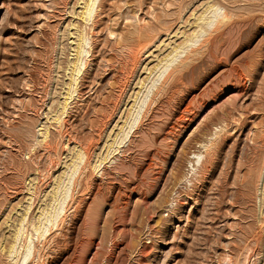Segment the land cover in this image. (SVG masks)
Wrapping results in <instances>:
<instances>
[{
	"label": "rangeland",
	"instance_id": "obj_1",
	"mask_svg": "<svg viewBox=\"0 0 264 264\" xmlns=\"http://www.w3.org/2000/svg\"><path fill=\"white\" fill-rule=\"evenodd\" d=\"M85 2L0 0V264H17V245L81 146L82 201L54 230L59 242L34 241L42 255L30 264H264V0H97L83 22ZM210 4L227 14L214 30ZM193 33L201 46L180 44ZM78 34L87 64L56 123ZM176 44L183 53L139 133L94 171Z\"/></svg>",
	"mask_w": 264,
	"mask_h": 264
},
{
	"label": "bare ground",
	"instance_id": "obj_2",
	"mask_svg": "<svg viewBox=\"0 0 264 264\" xmlns=\"http://www.w3.org/2000/svg\"><path fill=\"white\" fill-rule=\"evenodd\" d=\"M97 0H86L85 4H84V7L82 8L83 10H81V14H79L81 16V19L83 22H89L90 19H91V10L93 8L94 5H96V2ZM220 5V4H218ZM209 6V5H208ZM209 8H213V12L215 13L214 16L212 18H210L208 21H207V26L209 27V29H216L217 28V25L218 23L222 22L224 19H226V15L225 12L221 9L223 7L221 6H215V5H211L209 6ZM207 9V7H206ZM204 9V10H206ZM224 9V8H223ZM203 11V10H202ZM201 11V13H202ZM204 13V12H203ZM231 13V12H230ZM79 16V17H80ZM200 18V16L198 17ZM86 24V23H85ZM88 24V23H87ZM223 24V23H221ZM198 25V24H197ZM223 26V25H222ZM85 27V26H84ZM201 28V26H200ZM79 29V28H78ZM194 29V28H193ZM77 31V29H76ZM75 31V32H76ZM80 31V30H79ZM81 32V31H80ZM192 32V31H191ZM204 33L207 32L206 29H204L203 31ZM211 32V31H210ZM78 33V31H77ZM219 33V31H218ZM71 34V33H70ZM82 34V33H81ZM85 34V33H83ZM183 34V33H182ZM208 34V33H207ZM221 34V33H220ZM219 34V35H220ZM84 36V35H83ZM82 35L78 34L76 35L75 38H77V42H75L76 46L74 48V51H75V58L74 60H71L72 62H69L68 63V66H70V68H66V69H69L70 70V73H67V74H70V79H68V83L67 84V87H66V92H65V96H63L62 98L63 101L61 103V105H58L60 106V110L57 111L54 115V118L52 116V119L53 122H56V123H61V121L63 120L64 118V115L67 113V106L69 104L68 100L70 101V99H72V95L73 93H75L76 88H77V83H76V80H75V75H77V73L79 72V70L81 69L80 68V65L81 63L84 62V66L87 61H83L85 59H83V55H82V52L84 51L83 50V41L85 39V37H83ZM149 36V35H148ZM187 36V35H186ZM204 34H201V35H198L196 33H193L191 34V36H187L186 38H184L183 43H180V44H184L187 46L190 47H193L195 48L196 46L198 45H202L201 42L205 41L203 40L204 39ZM208 36V35H207ZM218 36V35H217ZM89 37V36H88ZM152 38V37H151ZM154 39V38H153ZM217 39V38H215ZM76 40V39H74ZM149 40V39H148ZM156 40V39H155ZM208 39H206L207 41ZM210 40V39H209ZM208 40V41H209ZM214 40V39H213ZM211 42V41H210ZM144 43V42H143ZM148 43V42H147ZM146 43V44H147ZM179 44V43H178ZM209 44V42H208ZM200 45V46H201ZM183 46V45H182ZM144 47V46H143ZM147 47V45H146ZM173 46H171L172 48ZM138 48V47H137ZM186 48V47H185ZM139 49V48H138ZM145 49V48H144ZM143 49V50H144ZM182 49L181 46L177 45L176 44V47H173L172 49H170L171 51L163 57L161 59H159L158 61V64L161 63L163 61V64H159V65H162L160 69H157V75L154 79H151L150 81V85L147 87V89L145 90V92H143L144 94L138 98V94L140 93L141 89L143 88V83H145V81H143L138 89V91L135 93V97H134V100H133V103L131 104V106H129L130 108L128 109L127 111V115H126V118L125 120L123 121V124L119 127L118 131L116 132V134L114 135L113 138H111V142L105 144L107 146H105V154H103V156L101 155L99 157V159H97V161L95 162V164L92 166L93 170L96 171V170H99L102 166V164H104L105 162H110L111 161V158H110V155H112V158L114 157L113 155L115 153H118L120 152V149L121 147H123V145L127 144V146L130 144V142L132 141V137L138 132L139 128H141V124H142V121H143V118L147 112V110H149V105L151 103V100H152V97H153V94H154V90L157 89L159 86V84H161V82L167 77H169V75L171 74V70H172V65L171 63L173 61H176L175 59L178 58L182 52ZM73 50V49H72ZM71 50V51H72ZM132 50V49H131ZM191 50V49H190ZM195 50V49H194ZM138 51V50H137ZM186 51V50H185ZM184 51V53H185ZM143 52V51H142ZM191 52V51H190ZM129 55V54H128ZM147 55V54H146ZM185 55V54H184ZM183 57V56H182ZM71 59V58H70ZM130 62H131V65L132 66L131 68H134L140 61V58L138 56V52H134L132 53V57H130ZM68 62V61H67ZM174 63V62H173ZM67 64V63H66ZM70 64V65H69ZM158 64H155L156 66ZM175 64H180V63H175ZM129 65V63H128ZM157 66L158 68L160 66ZM183 65V64H182ZM156 66H154V68H152L153 72L154 70L156 69ZM184 67V66H183ZM193 67V66H192ZM137 68V66H136ZM65 69V70H66ZM128 69V68H127ZM151 70V71H152ZM150 71V72H151ZM188 71V70H187ZM131 72V71H129ZM190 73V72H189ZM65 74V73H64ZM79 74V73H78ZM130 74V73H129ZM151 74V73H150ZM156 74V73H155ZM194 74V73H193ZM183 75V74H182ZM69 76V75H68ZM78 76V75H77ZM179 76V75H178ZM147 77V76H146ZM190 77V76H189ZM184 78V77H183ZM182 78V79H183ZM77 79V77H76ZM149 79V78H148ZM147 79V80H148ZM189 80V79H188ZM191 80V79H190ZM124 81V80H123ZM182 81V80H181ZM193 81V80H191ZM176 85V84H175ZM142 87V88H141ZM178 87V86H177ZM181 87V86H180ZM141 88V89H140ZM159 90V89H158ZM171 92V91H170ZM157 93V92H156ZM142 94V93H141ZM64 95V94H63ZM74 96V95H73ZM193 101V100H192ZM57 104V103H56ZM60 104V103H59ZM119 105V104H118ZM188 105V104H187ZM117 108V107H116ZM189 109V108H187ZM197 109V108H196ZM55 110V109H54ZM151 110V109H150ZM185 110V109H184ZM186 111V110H185ZM188 111V110H187ZM190 111V110H189ZM188 111V112H189ZM149 112V111H148ZM116 113V112H115ZM184 113V112H183ZM103 115V114H102ZM182 116V115H181ZM105 117V116H104ZM184 117V116H183ZM185 118V117H184ZM189 118V116H188ZM186 119V118H185ZM104 120V118H103ZM191 120V119H190ZM64 122V121H63ZM101 122H103L101 120ZM185 122V121H184ZM104 123H108V122H104ZM55 124V123H54ZM102 125V124H101ZM58 126V124H57ZM62 126V125H61ZM176 126V125H175ZM50 127V126H49ZM47 128V127H46ZM48 129V128H47ZM47 129H45V131H43V138H41L42 141L40 142H43L45 143V141H47V138H48V132ZM173 130V129H172ZM100 132V131H99ZM139 133V132H138ZM110 134V133H109ZM172 134V133H170ZM108 137V136H107ZM110 137V136H109ZM49 139V138H48ZM108 142V140L106 141ZM82 147V146H81ZM81 147H77L75 149V153H73V156L71 158L70 163H69V166H68V172L65 174V173H62L63 175L65 174V177L62 179L61 177L56 181V184L53 185V192L51 193V197H50V200L49 202H47V204L45 205V207L41 208V211L39 212V215L37 216V220L34 224V232H30L29 234L25 232V236H24V240L22 242V244H18L16 243L17 240H20L18 237H19V234L21 231V225L22 222L24 221V219H26V214H27V210H25L21 217H19L20 221H19V225L20 226H17L14 230V233H13V238H12V241L8 244V246L1 250V251H4L7 253V257L9 258L10 256L8 255H13L14 252L19 251V257L18 259L16 260V263L17 264H30L32 263V261H34V257L35 256H38L37 255V252L36 249L35 250V244H34V241H36L38 243V241L44 239L46 240L47 238H49V236L53 235V232H55L54 230H56V233H59L57 232V230H61L60 229V226L62 224V222H64V219H65V215L67 213V210L70 208V206L74 203H76L78 206L80 204V202L82 201L80 198L77 200L75 197V187L77 186V181H79V174L82 167L84 166L85 162H86V159H87V155H86V151L84 150V148L82 149ZM89 150V149H88ZM122 150V149H121ZM124 150V149H123ZM122 150V151H123ZM104 153V152H103ZM121 153V152H120ZM156 157V156H155ZM114 159V158H113ZM112 159V160H113ZM200 159V155L198 154L197 157H196V161H199ZM87 163V162H86ZM154 163V162H153ZM106 164V163H105ZM262 164V163H261ZM264 164V163H263ZM104 166V165H103ZM263 168V167H262ZM85 169V168H84ZM66 170V169H65ZM101 170V169H100ZM99 170V171H100ZM262 175V174H261ZM63 177V176H62ZM86 177V176H85ZM260 178V177H259ZM82 179H84L82 177ZM81 180V178H80ZM85 180V179H84ZM82 182V181H81ZM79 183V182H78ZM85 183V182H84ZM89 183V182H88ZM85 185V184H84ZM80 187H83V186H80ZM80 189V188H79ZM80 192V191H79ZM84 192V191H83ZM82 192V193H83ZM33 193V192H32ZM78 195V194H77ZM82 195V194H81ZM80 195V196H81ZM264 198V197H263ZM31 205V204H30ZM75 205V204H74ZM29 207V206H28ZM27 207V208H28ZM76 208V206L74 207ZM79 208V207H77ZM41 217V218H40ZM96 222V221H95ZM18 223V222H17ZM92 224V223H91ZM96 225V224H95ZM92 227V226H91ZM23 233V232H22ZM21 233V234H22ZM55 235V233H54ZM53 235V236H54ZM52 236V237H53ZM55 237V236H54ZM63 237V236H62ZM22 238V236H21ZM56 238V237H55ZM58 238V237H57ZM57 238H56V241L52 240V242L54 241L55 243L56 242H59L57 241ZM50 239V238H49ZM48 240V239H47ZM64 240V239H63ZM21 241V240H20ZM19 241V242H20ZM43 241V240H42ZM46 242V241H45ZM21 243V242H20ZM55 243H53L55 245ZM61 243V242H60ZM18 244V245H17ZM41 244V243H40ZM39 244V245H40ZM16 245L18 246L17 249L15 248ZM43 245V244H42ZM41 245V246H42ZM68 245V244H67ZM19 246H21V249L19 250L18 248H20ZM45 246V245H44ZM61 246V245H60ZM65 246V245H64ZM84 246V245H83ZM2 247V246H1ZM0 247V248H1ZM38 247V246H37ZM63 247V246H62ZM89 247V246H88ZM60 248V247H58ZM64 248V247H63ZM62 248V249H63ZM14 249H16V251H14ZM56 249V248H55ZM64 249H67V246H65ZM14 251V252H13ZM13 252V253H12ZM42 252V251H41ZM39 252V253H41ZM85 252V251H84ZM12 253V254H11ZM42 255V254H40ZM39 255V256H40ZM68 256V255H67ZM69 257V256H68ZM46 258V257H45ZM39 259V258H37ZM84 259V258H83ZM50 260V259H49ZM82 260V259H81ZM80 262V261H79ZM78 262V264H79ZM83 263V262H82Z\"/></svg>",
	"mask_w": 264,
	"mask_h": 264
}]
</instances>
